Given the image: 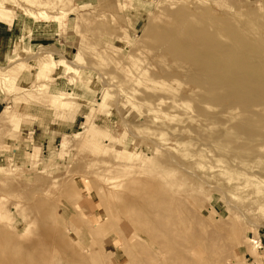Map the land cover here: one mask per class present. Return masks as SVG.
I'll return each instance as SVG.
<instances>
[{"label": "rangeland", "instance_id": "rangeland-1", "mask_svg": "<svg viewBox=\"0 0 264 264\" xmlns=\"http://www.w3.org/2000/svg\"><path fill=\"white\" fill-rule=\"evenodd\" d=\"M0 30V264H264V0H0Z\"/></svg>", "mask_w": 264, "mask_h": 264}, {"label": "bare ground", "instance_id": "bare-ground-1", "mask_svg": "<svg viewBox=\"0 0 264 264\" xmlns=\"http://www.w3.org/2000/svg\"><path fill=\"white\" fill-rule=\"evenodd\" d=\"M28 12V11H27ZM31 13H33V12H31ZM15 32L17 33V32H20V28H19V26H17V28H16V30H15ZM16 40V39H15ZM17 41V40H16ZM12 50V49H11ZM110 207V206H109ZM97 223V222H96ZM105 263V262H104Z\"/></svg>", "mask_w": 264, "mask_h": 264}, {"label": "crops", "instance_id": "crops-1", "mask_svg": "<svg viewBox=\"0 0 264 264\" xmlns=\"http://www.w3.org/2000/svg\"><path fill=\"white\" fill-rule=\"evenodd\" d=\"M0 33H1V30H0Z\"/></svg>", "mask_w": 264, "mask_h": 264}]
</instances>
